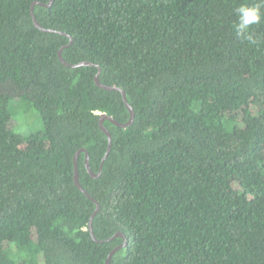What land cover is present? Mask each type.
Here are the masks:
<instances>
[{
	"label": "trees",
	"instance_id": "trees-1",
	"mask_svg": "<svg viewBox=\"0 0 264 264\" xmlns=\"http://www.w3.org/2000/svg\"><path fill=\"white\" fill-rule=\"evenodd\" d=\"M0 0V264H264V6L260 0ZM70 38L73 42L70 43ZM83 61L94 66L71 68ZM78 156L86 149L98 173ZM23 100L45 131L24 137Z\"/></svg>",
	"mask_w": 264,
	"mask_h": 264
},
{
	"label": "water",
	"instance_id": "water-1",
	"mask_svg": "<svg viewBox=\"0 0 264 264\" xmlns=\"http://www.w3.org/2000/svg\"><path fill=\"white\" fill-rule=\"evenodd\" d=\"M54 2V0H50V2L48 4H43V3H40V2H35L32 7H31V15H32V19H33V22H34V25L39 28L40 30L42 31H45V32H53L52 30L50 29H46L44 28L40 23L39 21L37 20L35 14H34V5L35 4H41V5H44L46 7H49L52 3ZM73 42V39L70 38V43L67 45L69 46L71 43ZM66 46L62 47L60 50H59V59L60 61L65 65V66H68V67H71V68H79V67H85V66H94L93 63L91 62H87V61H83V62H80V63H77V64H71V63H68L67 61L64 60L63 58V49L65 48ZM101 68L98 67V73L96 74L95 76V83L98 87L102 88V89H105V90H118L122 93V96H123V100H124V103L127 107V109L129 110L130 112V118L129 120L126 122V123H121L119 121H117L116 119L110 117V116H107V115H102L101 118H100V128L101 130L106 134L107 138H108V147H107V151L102 159V163H101V166H100V170L99 172L96 174L92 171L91 167H90V158H89V155H88V152L86 149H82L80 150L76 157H75V169H74V182L76 184V186L80 189V191H82L87 197H89L97 206L95 212L93 213V215L91 216V219H90V222H89V229H90V232H91V235L93 237V239L97 242H104L102 240H98L95 236H94V232H93V219L94 217L98 214V211L100 209V205L99 203L94 200L90 194L86 191V189L82 186L81 182H80V174H79V169H78V156L81 152H84L86 153V168H87V171L88 173L91 175L92 178L96 179L98 178L101 173H102V169H103V165H104V162L105 160L107 159L110 151H111V147H112V135H111V132L110 130L104 126V122L105 120H108L110 121L112 124H114L115 126L119 127V128H123V129H126L128 127H130L133 122H134V118H135V111L133 109V107L129 104L128 102V99H127V95H126V92L124 90H122L121 88H118V87H114V86H108V85H105L101 82L100 80V75H101ZM117 237H121L124 239V243L118 247H116L115 249H113L109 256H108V259L106 261V264H111V261H112V257L113 255L121 250L122 248L126 247L127 246V239L125 237V235L122 233V232H119L117 233L115 236H113L112 238L110 239H107V240H112V239H115Z\"/></svg>",
	"mask_w": 264,
	"mask_h": 264
},
{
	"label": "rangeland",
	"instance_id": "rangeland-1",
	"mask_svg": "<svg viewBox=\"0 0 264 264\" xmlns=\"http://www.w3.org/2000/svg\"><path fill=\"white\" fill-rule=\"evenodd\" d=\"M12 119L16 123V130L24 137L45 131L40 113L23 100H13L9 106Z\"/></svg>",
	"mask_w": 264,
	"mask_h": 264
},
{
	"label": "clouds",
	"instance_id": "clouds-1",
	"mask_svg": "<svg viewBox=\"0 0 264 264\" xmlns=\"http://www.w3.org/2000/svg\"><path fill=\"white\" fill-rule=\"evenodd\" d=\"M261 6H264V0H260L259 4L251 7L245 4H240L234 9L237 21L234 23L233 28L236 35L244 40H247L250 44L257 43V40L252 37V35L248 32V29L250 26L261 21Z\"/></svg>",
	"mask_w": 264,
	"mask_h": 264
}]
</instances>
